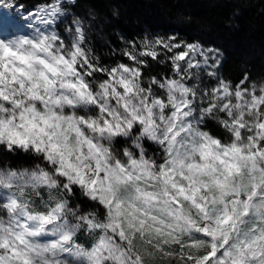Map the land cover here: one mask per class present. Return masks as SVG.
I'll list each match as a JSON object with an SVG mask.
<instances>
[{"label": "clouds", "instance_id": "clouds-1", "mask_svg": "<svg viewBox=\"0 0 264 264\" xmlns=\"http://www.w3.org/2000/svg\"><path fill=\"white\" fill-rule=\"evenodd\" d=\"M38 21L32 33L0 46V264H95L92 248L101 237L126 253L125 264H186L171 241L175 255H162L118 224L115 212L102 211L115 197L167 218L181 186L206 209L181 198L183 235L206 222L217 239H231L241 264H264V241L254 247L251 231L257 212L264 220V191L258 200L242 199L264 189V156L247 155L264 112L247 110L235 96L245 91L248 74L231 96L214 94L200 69L172 67L171 76L158 78L136 49L131 64L102 65L79 17L74 30L65 28L67 40ZM253 87L264 91V82L248 91ZM229 160L239 171L228 168ZM138 180L152 191L141 195ZM121 228L126 235L117 239ZM205 251L201 245L193 254Z\"/></svg>", "mask_w": 264, "mask_h": 264}, {"label": "trees", "instance_id": "trees-1", "mask_svg": "<svg viewBox=\"0 0 264 264\" xmlns=\"http://www.w3.org/2000/svg\"><path fill=\"white\" fill-rule=\"evenodd\" d=\"M13 1L23 9L52 2ZM65 10L68 14L58 27L65 18L79 17L104 53L106 48L118 47L124 37L135 40L145 32L175 33L178 40L222 52L226 81L239 84L247 73L245 83L264 82V0H75L65 4ZM157 73L159 78L171 76L166 66L154 63L152 74ZM208 126L215 127L211 121ZM24 159L30 163L33 158Z\"/></svg>", "mask_w": 264, "mask_h": 264}, {"label": "snow or ice", "instance_id": "snow-or-ice-1", "mask_svg": "<svg viewBox=\"0 0 264 264\" xmlns=\"http://www.w3.org/2000/svg\"><path fill=\"white\" fill-rule=\"evenodd\" d=\"M4 2L8 3V0H4ZM68 3L72 2L68 0ZM0 7L5 8L4 3H0ZM14 7L15 5L11 3L10 7L5 9H12ZM22 12L23 6L20 7V13ZM33 16L42 17L50 26L54 24L58 18L65 16V0H52L50 4L40 8L36 13H29L27 18L31 19ZM5 23L6 20L3 13L0 15V32L3 31ZM76 31L82 34L83 29L78 26ZM2 41L3 39H0V46L8 47L7 45H2ZM140 47V56L142 58H151V60H161L160 56L162 51L165 54L171 53L172 55L169 58L173 69L177 72L185 70L195 72L196 69H201L202 66L207 67L210 59L214 61L212 64L213 68H218L221 63L218 49H206L199 43L179 41L175 35L157 36L152 40L144 41ZM132 49H136L135 44L125 49V56L132 60V62H135L136 56L133 55ZM77 51H79V49H77ZM121 67L127 70L126 65H121ZM113 71H115V69H113ZM208 75L216 76V72H209ZM242 85L240 88L245 91L239 89L235 90L236 99L241 100L243 107L249 111H255L257 114L264 112V91L257 92L254 87L252 90L248 91L249 88L247 86L242 87ZM212 91L214 94L231 96L234 89L228 81L220 79ZM244 115L245 114L242 113L241 118H243ZM228 116H231V112L228 113ZM232 123L242 130L245 128V125L240 123L239 120L233 121ZM255 131L257 132L255 137L251 134L248 137L250 141V151L247 155L253 158L257 155L264 156V135H261L264 134V119L257 121ZM237 135H240V133H237ZM235 151L240 153L241 156L246 155L240 148H236ZM160 163L163 162L161 161ZM227 166L229 169L239 171L238 165L231 160L227 162ZM228 174L232 175V172L229 171ZM125 178L128 180L132 179L131 176H126ZM137 183L140 187L145 189L144 193H140L141 195L152 191L151 186L144 185L143 181L138 180ZM261 191H264V189L257 188L256 191L250 193L247 197H242V199L250 201L258 200L261 198L258 194ZM180 194L181 197H173L171 199V208L168 210L167 218L156 215L153 212H146L143 207L132 200L125 203L124 201L116 200L115 197L104 205L102 211L107 209L109 212H115L118 218V224L121 221L126 223L134 238L135 236L146 237L142 242L148 245L150 249L155 248L156 251H159L162 255H175V252H171L168 249L169 241H171L173 248L180 251V258L185 261L186 264H241L233 255L231 239H224L223 237L217 239L215 233L209 230L208 223L197 224L195 229H188V235H183V231L187 229V224H185L182 219L177 218L178 212L182 207L181 198L185 200L191 199L197 209L205 212L206 209L204 204L196 203L194 197L190 198L183 186L180 187ZM246 214L250 215L251 213H247L246 210ZM256 216L257 219L254 223L257 227L251 229L254 247L261 241H264V230L259 228V225L264 222V220L261 219L262 213L257 212ZM230 220L231 217H227L221 221V223L229 224ZM149 224H151V228L150 230H146ZM181 224H184V228L180 227ZM125 235L123 228H121L120 235L117 239H123ZM153 236L156 237L155 240H153ZM201 245L206 248L204 254L194 255L193 253L197 252ZM13 251L15 252V249H13ZM92 252L94 254L95 264H125L126 261V253L103 237H101L100 241L92 248ZM184 252H188V255L184 256Z\"/></svg>", "mask_w": 264, "mask_h": 264}, {"label": "rangeland", "instance_id": "rangeland-1", "mask_svg": "<svg viewBox=\"0 0 264 264\" xmlns=\"http://www.w3.org/2000/svg\"><path fill=\"white\" fill-rule=\"evenodd\" d=\"M10 2L13 5H15L14 8L5 9L3 7H0V15H2L4 13L5 20H6L4 29L2 32H0V39H6V38H8L12 35H16V34L28 35V34L32 33L37 27H40L39 21H38V16H33L31 19H28L27 17L29 15V13H36L40 8L46 6V4L36 5V7L31 8L29 10L23 9V12L20 13V5L16 4L13 0H10ZM48 4H50V3H47V5ZM65 4H68V0H65ZM65 12H66V10H65ZM64 17H66V15L58 18L54 25L49 26V29L56 31L61 36V38L67 40L65 28L73 27L72 21L74 18H70V19L65 18V22L62 23L61 28H59L58 22L61 19H63ZM41 30H43V29H41ZM73 30H74V27H73ZM170 35H175L178 39V36L175 33H168L165 35L164 33H161L158 31H156L153 34L145 32L144 34H142L140 37H138L135 40L128 39V38L126 39L124 37V39L122 38V41H121L122 43L119 44L118 47H112L111 46L110 49L106 48L105 53L102 52L101 48L98 46L97 43H95L93 38H90L89 36L88 37H89V40L93 42L94 52H96V54L100 55L101 64L114 66L117 62H122L125 64L133 63L123 54L124 50L130 48L133 44L136 45V50L140 51L141 50L140 46L144 41L152 40L157 36H170ZM179 41H182V40L179 39ZM183 42H186V41H183ZM187 43H190V42H187ZM191 43H199V42H191ZM199 44L203 48H206V49H208V48L215 49L213 47L204 46L201 43H199ZM102 54H105L106 57L101 56ZM171 55H172L171 53L165 54L162 51L161 56H160V59L165 61V63L163 65L168 68V74L169 75H172V63H171V60L169 58ZM143 59L148 60L151 65L155 63V61L151 60V58L143 57ZM219 59H220L221 63H223L224 56H223L222 52H220V51H219ZM213 63H214V61L210 59L208 66L207 67L202 66L200 69L201 74L203 76V83L208 87H215L220 79H224L222 77L223 75L221 72L222 64L220 63V66L218 68H213L212 67ZM158 65H160V64H158ZM209 72H216V76H209L208 75ZM97 76H99L103 79L107 78L102 73H98ZM232 85H233V88L236 86V84H233V83H232ZM243 86H247L248 88H250L251 84L250 83H244V85H242V87Z\"/></svg>", "mask_w": 264, "mask_h": 264}]
</instances>
